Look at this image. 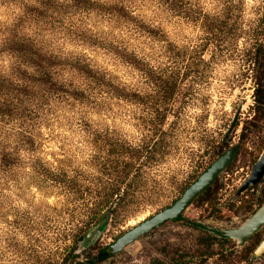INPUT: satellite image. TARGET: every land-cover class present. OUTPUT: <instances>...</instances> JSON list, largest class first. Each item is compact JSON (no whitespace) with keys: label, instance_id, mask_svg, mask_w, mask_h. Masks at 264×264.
Segmentation results:
<instances>
[{"label":"rangeland","instance_id":"rangeland-1","mask_svg":"<svg viewBox=\"0 0 264 264\" xmlns=\"http://www.w3.org/2000/svg\"><path fill=\"white\" fill-rule=\"evenodd\" d=\"M259 60L264 84V0H0V264L110 251L231 147L219 192L236 195L264 149ZM116 161L134 187L97 228ZM162 223L96 264H155L177 242Z\"/></svg>","mask_w":264,"mask_h":264},{"label":"flooded vegetation","instance_id":"flooded-vegetation-1","mask_svg":"<svg viewBox=\"0 0 264 264\" xmlns=\"http://www.w3.org/2000/svg\"><path fill=\"white\" fill-rule=\"evenodd\" d=\"M218 176L195 195L177 217L162 223L175 224L177 242L171 250L164 248L155 264H212L214 259L216 264H229L232 261L238 264H264V252L259 255L255 253L264 240V224L241 245L237 239L227 235L228 231L240 227L264 205V175L256 185L225 202H222L224 194L219 192L222 185ZM191 205L201 209L198 217L187 213ZM240 215L244 218L237 220ZM216 220L220 225L214 224Z\"/></svg>","mask_w":264,"mask_h":264},{"label":"water","instance_id":"water-1","mask_svg":"<svg viewBox=\"0 0 264 264\" xmlns=\"http://www.w3.org/2000/svg\"><path fill=\"white\" fill-rule=\"evenodd\" d=\"M234 147H231L224 154L219 156L207 169L199 176V178L191 184L183 193L182 197L177 200L172 206L164 209L163 211L157 213L153 217L141 222L137 226L133 227L128 232L119 236L117 240L111 245L112 252H117L123 249L128 244L136 240L140 235L148 232L152 228L159 226L163 221L169 218H175L179 213L188 205L191 199L197 195L204 187L209 186L215 177L227 166L234 155ZM264 175V149L254 164L250 176L245 180L241 188L238 189L237 194L247 188L256 185ZM107 221V216L104 215L100 220L97 228L104 225ZM264 222V205L254 214V216L241 228L230 230L227 235L238 238L239 242L243 244L245 239L254 233L257 228ZM96 229H92L85 236L84 240L88 241V236L90 233L94 232ZM264 252V240L256 248V255Z\"/></svg>","mask_w":264,"mask_h":264},{"label":"trees","instance_id":"trees-1","mask_svg":"<svg viewBox=\"0 0 264 264\" xmlns=\"http://www.w3.org/2000/svg\"><path fill=\"white\" fill-rule=\"evenodd\" d=\"M135 61H137L136 65L137 67H143L145 68L147 65L146 64H142V62L136 57L134 56ZM256 60L259 58H255ZM140 64H138L139 62ZM135 63V62H134ZM257 76L256 77V84L257 87L255 89V98L256 101L258 103H264V84H262V75L259 74V72L261 71V69L263 68L261 61H257ZM36 71L39 72L40 74H44V75H48V71H46V67L41 65V63L39 62L38 65L36 64ZM150 67L147 66V69H149ZM1 82V80H0ZM168 83H170V87H168L167 93L169 94V96L172 94L173 90L175 89V85L176 82L175 81H168ZM174 83V84H173ZM1 86V83H0ZM164 118V115L161 116ZM162 118V119H163ZM161 119V118H160ZM119 153H124L125 151L123 150V146H117ZM126 149H129L128 147H126ZM165 146L161 145L157 148L158 152H162L165 153ZM126 153V152H125ZM152 160L154 159V157L151 158ZM121 165V162H115L114 166H111V170L113 174L114 172L116 173V177L114 178V182L112 183H102L101 186L98 188L100 194H102L103 196L100 198V200L98 202L95 203V208H94V213L93 215L95 217H98V215H101V217L99 218V220L106 215L107 218H109V216H111L117 209L118 206L122 203V200L128 195V191L132 190L134 187V183H129L128 185H124L122 186V184L118 181L119 179H122L125 177L124 174L120 173V171L118 170L119 166ZM123 166L125 168H131L132 167V163L130 161H126L123 162ZM126 173V172H125ZM112 245V244H111ZM110 251H107L105 249H103L102 251L99 252V254L97 256L94 257H86V259H82V260H77V262L73 259V261L77 264H96L100 259H105L107 258L109 255H111L112 250H111V246L109 247Z\"/></svg>","mask_w":264,"mask_h":264}]
</instances>
